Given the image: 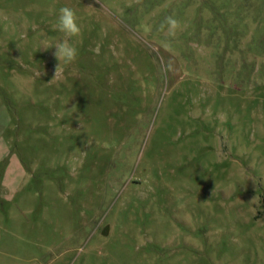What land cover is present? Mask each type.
<instances>
[{"label": "rangeland", "instance_id": "374dc122", "mask_svg": "<svg viewBox=\"0 0 264 264\" xmlns=\"http://www.w3.org/2000/svg\"><path fill=\"white\" fill-rule=\"evenodd\" d=\"M0 264H264V0H0Z\"/></svg>", "mask_w": 264, "mask_h": 264}, {"label": "clouds", "instance_id": "9594fccd", "mask_svg": "<svg viewBox=\"0 0 264 264\" xmlns=\"http://www.w3.org/2000/svg\"><path fill=\"white\" fill-rule=\"evenodd\" d=\"M166 23L168 34L170 36L174 35L178 27L177 20L169 16L166 18ZM52 30L57 33V36L42 37L37 49H54L53 55L58 61L57 68L61 62L66 65L75 61L78 55L77 38L80 34V26L77 23V17L73 9L67 6L59 8L55 23L52 25Z\"/></svg>", "mask_w": 264, "mask_h": 264}]
</instances>
